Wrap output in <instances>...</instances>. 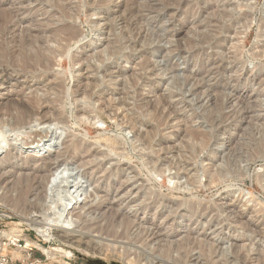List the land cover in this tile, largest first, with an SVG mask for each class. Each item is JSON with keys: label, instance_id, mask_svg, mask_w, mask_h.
<instances>
[{"label": "rangeland", "instance_id": "rangeland-1", "mask_svg": "<svg viewBox=\"0 0 264 264\" xmlns=\"http://www.w3.org/2000/svg\"><path fill=\"white\" fill-rule=\"evenodd\" d=\"M46 2L44 0H0L1 7L18 14L12 21L16 23L11 22L8 24L9 31L15 25L13 33L12 31L8 33V38H15L16 35L21 36L26 29L33 31L38 27L37 24L42 27L45 23L51 22V24L53 23L51 26L54 25L53 27H55L63 23L62 18L60 20L56 13L58 9L55 10L56 6H60V4L67 6V14L70 15V18H65L66 20L64 21L70 25L72 24L71 26L77 29L78 35L68 42L65 53L61 55L58 52L57 55L56 53L53 55V58L55 56V65L52 68L53 71L48 75L22 78L16 74H11L12 78L10 80L5 79L4 83L0 84V99H6V96L10 95L9 93L21 88L22 90L25 89L24 92L27 94H30L35 89L37 94L44 98L50 92L46 97L52 98L55 95L54 91L48 88L53 83L58 82V80L61 81L66 96L63 100L64 103L62 102V105L64 104V113L62 115L66 122L59 124H63V129L59 132L53 145L44 151L47 154L50 153L51 156L47 159L48 156L44 153L42 157V159L44 158L43 163L55 162V153L64 150V145L70 136H76L74 137L75 139L78 138L83 140V142L85 141V144H91L90 147L92 149L105 151L112 158L116 156L113 158V164L117 157L122 155L120 164H128L129 167L133 168L132 171L137 172L138 175L135 177L134 173L129 169H127L128 171L124 169V165L117 164L116 167L126 172L123 179L124 181L127 179L125 184L127 187L124 189V186L123 189H120L114 199L111 195L109 197L112 199L114 209L121 212L124 217L127 218L128 216V221H132L133 223L131 224H135L130 233L134 229L137 231L134 230L135 232L132 234L127 232V234H124L126 238H124L123 234H120L121 232H117V235L110 233H102L100 235V233H97L96 225L91 223L95 215L97 218H94V221L97 222L105 209H101V213L99 210L97 213L92 212L93 214L89 213V215L84 213L88 223H76L79 224L78 226L75 223L72 225L67 224L68 226H66L64 219H61L62 222H59L60 219L58 218L53 221L44 219L39 213L40 210L38 208L40 207L34 206V192L36 190H33L29 194L28 202L23 204V206L22 204L21 206H14L10 202L9 204L7 202L0 205V244L3 238H6L2 233L3 231L7 232L10 230L9 228L19 229V238L25 243L27 242L28 246H32V250L29 251L30 259L29 261L25 260L24 264H95L97 260H105L113 264H136V260H138L137 264H203L204 261L200 257L197 248L183 262L182 259L176 258V261L179 260L181 263L173 262V258L175 259L176 255H178L175 251H172L167 256L170 259H167L164 253L157 251L162 245L173 243L175 245L176 241L187 237L189 232L193 230L191 233L205 243L218 244L215 256L218 255L220 250H223L227 263L239 264L234 261L233 254L227 250L231 242L234 241L245 244V247L249 249L251 261L258 260L263 264L264 152L255 153L253 148L257 142L264 139V0H60L59 2L56 1V6L54 7ZM130 4L132 6L135 5L134 7L138 10V12L133 14L132 18L125 11ZM24 11L27 14H22ZM223 11L227 12L228 15L219 20L221 17L219 15ZM42 23L43 25L41 26ZM12 24L13 26H11ZM223 24L229 27V31L226 32V26L225 30L223 29L224 27L221 28L220 25ZM131 29L132 32L130 34L128 31ZM116 34L126 37L121 40V43L123 42V46L127 45L125 52H130V59L125 60L122 58V60L118 61L113 59L111 53L109 54L113 49L112 45H117L113 41ZM127 37H129L131 43L140 41L139 45L134 47L133 53L129 49L130 44L127 41ZM59 39H56L55 42L54 40H48L46 45L58 51L57 46L61 43ZM204 40L205 43H203ZM140 44L147 45L141 47ZM145 48L149 49L147 55L144 53ZM148 55H151V57ZM257 55L260 57L257 58ZM74 56L81 58L80 62L71 63L70 60ZM101 56L103 58L99 59ZM146 56L152 62L150 64L154 66L152 69H155L154 73H150L151 68H147L144 71L138 66V63ZM193 56H195L194 60L192 59ZM105 57H107V60ZM86 58L89 60H86ZM85 60L91 66H95L93 68H98L99 70H92V68L85 70L84 66L88 63ZM107 64L110 69H113L111 75L112 79L115 80L112 82L113 87L110 86L109 90L95 89L100 95L96 92L99 96L97 95L98 97L91 99L93 102L90 106L93 110L91 115L85 116L86 118L80 117L77 114V110L84 104L85 100L79 93L75 94L73 92L75 85L83 84L85 80L87 81V79L91 78H99L100 81H106L109 76L106 77L103 65ZM117 69H121L124 72L118 74L116 72ZM147 74H153L154 76L150 77L151 80H159L158 83L154 82V84L140 79H138L140 81H138L139 83L136 86L130 83L133 76L135 78L142 76L149 78ZM190 74L191 76L196 74V76L190 78ZM186 75L189 76L190 81L186 79ZM52 77L58 78V80L54 81ZM14 78H18L19 83H15ZM11 85L14 87L11 88ZM126 90L129 93L128 96H125L129 99L124 100L123 97L125 96L122 93ZM168 91L175 96L172 95L170 98ZM137 94L140 95L138 96ZM161 96H168L167 102H169L171 109L165 106L164 112L167 114V119L164 125L160 126L159 129L157 128L158 134L156 132V140L154 139V142H152V149L144 148L143 150L139 144L140 142L136 141L134 130L140 129L138 131L145 132L149 126L155 125V122L151 121L149 117L145 118L147 112L144 108L141 110L137 107L149 100L152 103L156 100L161 104ZM107 101L111 104H108L109 107L106 105ZM133 103L136 106L135 113L139 112V115L143 116L139 118L143 124L140 126L138 124L139 128L136 127L132 130L126 125V118L129 115H133L132 112L134 111L131 112V109L135 108ZM77 104L79 107H77ZM42 105L44 106L40 105L42 110L38 109L40 111L34 114L37 118H41V115L50 117L51 113H53L51 112L52 110L47 109L46 103ZM113 110L116 112V116ZM47 111L49 112L47 113ZM208 112L212 113V115L221 114L223 120L208 114ZM208 115L212 116L211 122ZM186 129L204 134V140H208L205 146L207 148L190 155L185 149L186 144H191L189 137L186 135ZM60 134L61 136H59ZM10 135L8 139L13 136L12 133ZM229 136L232 139L230 141L228 140ZM105 139L106 142L104 141ZM161 141L163 142L162 145L160 144ZM8 142L11 143V140ZM103 144L109 147L103 146ZM161 146H165L167 149L163 151L160 149ZM9 147L7 146L0 154V160L4 158L3 156L7 157V161L0 164L2 169L0 172V178L2 177L0 186L2 189L4 188L1 192L6 190L5 187L10 186L13 179L11 175L15 174L17 176L19 173L16 172L17 169L22 167V171L31 176L33 174L32 169L38 167V164L34 166L25 165L24 157H20L19 152H17L18 155L14 151L12 152L11 146ZM6 152H10V154ZM151 152L157 153L149 154ZM148 156H151L150 159ZM14 158L15 160L19 159L15 161ZM154 158H159L158 161L162 159L165 165L170 163L171 165H169L172 168L163 165L164 168L162 166L163 170L161 172L153 171L151 163ZM62 159V157L58 158V161ZM55 163L54 165L57 166L58 163ZM107 166L109 165L107 164ZM217 170L221 172V176L218 180H215L216 182H210L211 184L209 183L208 185L207 179L209 177L215 176L217 173L220 174ZM188 178H194L196 180L195 183L189 184ZM140 179H145L143 187H141ZM88 184L90 185L88 186L85 183V186L89 193H87L86 198L84 197L81 204L84 205L85 203V211L91 206L94 207L95 205H92V203L97 204L98 198H100L95 193L98 184H94L92 181H89ZM14 189L16 191L11 189L10 191L14 192L8 191L7 194L15 196L18 188ZM150 189L154 193H161L162 199L166 200L167 203L170 202L168 204L165 202L167 205L161 203L158 211L161 210L164 215L174 213L181 216H177L175 220L170 221L172 227L177 229L175 233H170V229L160 231L158 227L154 228L155 224H153L154 220H152L151 215L143 214V211H140V208L146 204V199L149 198ZM233 190H236V192L232 193L231 191ZM142 200L144 202L141 204ZM188 201L200 203L201 206L206 207L213 205L212 208H217L218 214H216L215 210L211 213V216H209L210 214L207 215L208 217L204 215L201 219H196L195 216L189 218L187 214L189 210L186 207L181 206L178 208L177 205H172L174 202ZM232 206L235 208L234 211L237 210V215L239 212L243 214L242 222L251 223L255 226V230L252 228L253 230H249L248 234V230L245 232V229L235 222V216L231 215ZM90 214L94 216L91 217ZM158 220L156 222H162L160 220L163 219L160 218ZM215 220L218 222H215ZM142 223L144 224L143 229V225H140ZM203 223L205 226L202 225ZM208 224H213V229L208 228ZM139 225L143 231H140ZM137 226H139V230ZM148 228V233H152H150L151 238L150 235L147 238V243L150 244L148 247L151 249L150 246L152 245V249L154 247L157 250L154 251L153 249V253L150 250L149 254H145L143 251L145 246L141 238L145 233L144 230ZM233 228L237 230L233 231ZM121 229V227H118L117 231H121ZM61 230H67L68 234L73 238L68 241L63 240L59 235ZM256 230L260 234L257 235ZM160 232L163 233L160 234ZM134 233H138L140 237L133 236L136 235ZM242 233L245 236H241ZM129 236H132L131 238L134 237V239L137 237V240L131 239ZM163 236L166 237L164 238ZM127 237L129 238L127 239ZM191 247L195 246L191 245ZM258 247L261 248L259 249ZM49 250L57 252L56 258L48 256L46 252ZM64 250L70 251L72 255L70 257L61 256ZM0 251L11 259L8 264H22L19 259L26 258V252L15 251L13 247H2ZM172 253L175 256H171L173 258L170 257ZM155 254L156 257H154ZM130 256L132 257V262H129ZM177 257L180 258L179 255ZM218 258L220 259L219 256ZM218 258L216 260H219ZM251 264L253 263L251 262Z\"/></svg>", "mask_w": 264, "mask_h": 264}, {"label": "bare ground", "instance_id": "bare-ground-1", "mask_svg": "<svg viewBox=\"0 0 264 264\" xmlns=\"http://www.w3.org/2000/svg\"><path fill=\"white\" fill-rule=\"evenodd\" d=\"M44 1L45 2L47 1L49 4H51L50 6L54 7V6H56V1L59 2L60 0H44ZM62 3H63V1H62ZM133 4H134V2H133ZM134 6L135 5L132 6V4H130L125 9V11L129 14L130 18L133 17L134 13L138 12L137 8L134 7ZM66 7H65V4L64 5L60 4V6H56L55 10L58 9L56 13L58 14L60 20L62 18V22H63V23L60 22L61 24H59L58 26L53 27L54 25L51 26L53 23L51 24V22H48L46 24L44 22L45 25L42 26L43 25V23H42L41 24L42 27H40L39 24H37L38 27L36 28V26H35V28H36L35 30H33V28H32L33 31L26 29L25 33H23L21 36L20 35H16L15 38H10V37L8 38V36H7L8 33L11 32V31L13 33V31H14L13 29L15 28V25H14V28L12 27L13 29L11 28L12 30L10 29L11 31H9L8 24H10L13 21V18L18 16V14L15 13V12L14 13L10 12L9 10H7V8L5 9L4 7L0 6V84H3L5 79H9L10 80L12 78L11 74H16V75H18L19 77H22V78H35L37 76H46L50 72L53 71L52 68L55 65V63H54L55 56L53 58V55H55V53L57 55L58 52H59L58 54H61V55L63 53H65L66 50H67L68 42H70L71 39H74L78 35V32L76 31L77 29H74V27L71 26L72 24L70 25V24H68V23H66L64 21L67 18H70V15L67 14V8ZM22 14L25 15V14H27V12L24 11ZM220 14L221 15H219V16H221V17L219 18V20L224 18V17H226L228 15V13L224 12V11L221 12ZM245 15H248V14H245ZM49 20H51V19H49ZM221 21H223V20H221ZM12 23H16V22H12ZM218 25H219V23H218ZM11 26H13V24ZM220 26H221V28L224 27L223 28L224 30L227 27L226 28V32L229 31V27L227 25L223 24V25H220ZM128 32L131 34L132 29L129 30ZM124 38H126V37L125 36L123 37L121 34H119V35L116 34L115 40H113L114 43L117 44V45H112L113 49L111 48L112 50H111V52H109V54L111 53V55H113V59H115V60L117 59L119 61L120 59L122 60V58H124L125 60L128 59V58L130 59V55H131V54L129 55L130 52L129 53H127V51L125 52V49H126L127 45L123 46V44H122L123 42L121 43V40H124ZM146 38H148V37H146ZM203 38H204V36H203ZM211 38H209V39H211ZM56 39L57 40L59 39V41H61L59 46H57V48H58L57 50L58 51L53 50V49H51L50 47H48L46 45L48 40H54V42H55ZM146 40H148V39H146ZM127 41L130 44V48H129V46H128V48L130 49L131 52L134 51V49H135L134 47L136 45H139V42H140V41H137L135 43L134 42L131 43L129 37H127ZM62 42H64V43H62ZM141 43H142V41H141ZM203 43H205V40H204ZM124 44H125V42H124ZM143 45H147V44H143ZM143 45L140 44L141 47ZM54 47H56V46H54ZM143 47H145V46H143ZM148 50H149L148 48H145V50H144L145 55H147V53H149ZM259 55H260V53H259ZM107 56H109V55H107ZM148 56L143 58V60H141L140 63H138V66H139V68L141 70L143 69L144 71L147 70V68H151L150 73H154L153 71L155 69L152 70L154 66H152L150 64L152 62H150L148 60V58H147ZM195 56L192 57L193 60H194ZM260 56L257 55V58L260 57ZM149 57H151V55ZM100 58H103V57L101 56V57H99V59ZM106 58L107 57H105V59ZM87 59L88 58H86V60ZM80 60H81V58H77V57L74 56V57L71 58L70 61H71V63H77V62H80ZM86 62H88V61H86ZM103 66L105 67L106 77L109 76V79H106V81H104V80L100 81L99 78L98 79L97 78H95V79H92V78L91 79H87V81L85 80L86 82L84 81L83 84H80V83L76 84L74 89H73V92L75 94L79 93V95L84 97L83 100H85L83 102L84 104L83 103H79V104H83V105L80 106L79 109L77 108L78 109L77 110V114L80 117L81 116L82 117H85V116L88 117V116L91 115V111H93L91 109V107H90L92 105L91 103H93L91 99H93L94 97H96L99 94L97 92V90L95 91V89H99V90H105V89L107 90L108 89L109 90L110 86L113 87V85H112L113 83L112 82L115 81L114 79H112V76H111L112 73H113V69H110L108 64L107 65H103ZM93 67H95V66H93V65L91 66L89 62L84 66L85 70H88V69H91V68H92V70H97L98 69V68H93ZM104 67H103V69H104ZM116 72L118 74H122L124 71L121 70V69H117ZM141 75H143V74H141ZM152 75L153 74H147V76H149V78L152 77ZM190 76H191V74H190ZM195 76H196V74L192 75L190 78H193ZM54 77H52V80L53 79H54V81L58 80V78L55 79ZM188 77L189 76H187V78L186 77L185 78L189 79ZM149 78H147L146 76L136 77L135 78V76H133V78L131 79L130 83L133 86H136L139 83L138 81H140V80H143V81L146 80V81H149V82H152V83H154V82L158 83V81H159V80L154 81L155 79L151 80V78L149 80ZM14 79H15V83H19L18 78H14ZM102 79H104V78H102ZM138 79H140V80H138ZM183 81H185V80H183ZM189 81H190V79H189ZM177 83H178V81H177ZM125 84H124V86H126ZM154 84H152V85H154ZM20 85H22V84H20ZM175 85H176V82H175ZM173 86H171V87H173ZM10 87L12 88L14 86L11 85ZM171 87H169V88L171 89ZM48 89L54 91L55 95L52 93L54 95L53 97L51 96L52 98H50L49 96L46 97L47 95L50 94V92L44 98V97L39 96L37 94V91H35V89L30 94H27V93L24 92L25 89L22 90V88H21L19 90L17 89L13 93H9L10 95L6 96V99H3V100L0 99V154H1V152L3 150H5L7 148V146L8 147L11 146L12 152L14 151V153H16V154H17V152H19V156L20 157H24V159H25L24 164L25 165L29 164V165H33L34 166V165L38 164V167L36 169H32L33 170L32 171L33 174H31V176L27 175L28 173L25 174L24 171H22L23 168L19 167L20 169L16 170V172H19L17 174V176H15V174L11 175V177H13V179L11 180L10 186L8 185L7 187H5L6 190H4L2 192H1V190H3L4 188L2 189V187L0 186V205H2L3 203H7V202L9 204V202H10V204L12 203V204H14V206H16V205L17 206L18 205L21 206V204L23 206V204H26V202H28L29 194L33 190L34 191L36 190L37 192L36 191H35L36 193L34 192V206H37V208L40 207V208H38L40 210L39 213H41V215L44 217V219L53 221V220H56L58 218V219H60L59 222H62L61 219H64L65 222H66L65 223L66 226H68L67 224L72 225L73 223H75V224L76 223L84 224V223H88L86 218H85V216H84V213L89 215V213H92V212H96L97 213L98 210L100 212L101 209H105V210L102 211V213L100 212L101 213V215L99 216L100 219L97 222L94 221L95 220L94 218H97L96 215L95 216L93 215L94 218H93V222L91 224H95L96 225V227L95 226L94 227H95V229H97L96 230V232L98 231L97 233H100V235H102V233H104V234H109L110 233V234H116L117 235V232H121L120 234L124 235V234H127V232H129V234H132L133 232L137 231V230L134 229L135 231L133 230V232L130 233V231H132L131 229L134 228L135 224H131L133 222L132 221L131 222L128 221L129 220L128 216H127V218H128L127 219L126 217L123 216V214L121 212H119L118 210L114 209L113 203H112V199L109 197L111 195L112 198L114 199L118 195L117 194L118 191L120 189H123V187L127 183V179H125V181L123 179V177H125L124 173H126L125 170L116 167L117 164L118 165H124V167H125L124 169H126V170L129 169L131 172L134 173L133 175L135 177L138 175L137 172L132 171L133 168L129 167L128 164L127 165L124 164V163L120 164L121 163L120 159H121L122 155L118 156L120 158L117 157V159L115 160V163L113 164L112 163L114 161L113 158H115L116 156L112 158L105 151H99L98 149H92L90 147L91 144L90 145L89 144H85L86 143L85 141H84L85 142L84 143L83 140H81V139L80 140L78 138L75 139L74 137H76V136H74V137L70 136L71 138L68 137L69 139L64 145V150L62 152L55 153L56 158L55 157L54 158H55V162H57L58 165L55 166L54 165V164H56L55 162H51L49 164L43 163L44 158L42 159V157H43V154L46 153L44 151L48 147H51L53 145V143L56 140L59 132H61V130L63 129L64 122H66L65 118L62 115V113H64L63 112V105L64 104L62 105V102H63L64 98L66 97L65 96V89H64V87L62 85V82L58 80V82L53 83L52 86L50 88H48ZM135 90H137V89H135ZM96 92L98 94H96ZM128 93L129 92L126 90L122 94H124V96L125 95L128 96ZM169 93H170L169 97L171 98V96L174 95V94L172 92H169ZM67 94H68V92H67ZM127 96L123 97L124 100L125 99H129V98H126ZM167 97H164V96L162 97L161 96V98H162L161 104H159V102L156 101V100L154 101V103L150 102V100H149V101H145L144 103H141L139 106L137 105L138 109L142 110L144 108L145 111L147 112L146 113L147 116L145 118L149 117V119L151 121L153 120L155 122V125L149 126L148 129L145 132L138 131L140 129H138L139 127L137 125L139 124V126H140V125L143 124V122L139 119L141 117V115H139V112L135 113V111H134L136 109V106L134 105V103H133V105H134L135 108L133 110L130 108L131 112L132 111H134V112H132L133 115H129L128 114L129 116H127V118H126L127 119L126 120L127 121L126 125H128V127L131 128L132 130L135 129L136 127H138L137 128L138 130H134V132H135L134 134H136L135 137L137 138V139L136 138L135 139H136V141L140 142L139 144L141 145L143 150H144V148L145 149L146 148L152 149L151 146H153L152 142H154L156 132L158 134L157 128L159 129V127L164 125L165 122H166L167 114L164 112L165 106H168V108L171 109V106H170L169 102H167L168 101ZM90 100H91V102H89ZM80 101H82V100H80ZM109 101H107L108 103H106V102H103V103H106V105L108 106V104H110ZM44 103L47 104V107H48L47 109L48 110H52L51 112H53V113H51L50 117H46V116H42L41 115V118H39V117L37 118L34 113L37 114L38 109H40V107L43 106L42 104H44ZM99 103H101V102H99ZM122 103L125 104L124 102H122ZM77 107H79L78 104H77ZM93 107H94V105H93ZM99 109H101V108H99ZM40 110H42V109H40ZM214 111H216V110L214 109ZM48 112L49 111H47V113ZM113 112H114V114L116 116V112L114 110H113ZM210 112H211V110H210ZM217 112H219V111H217ZM142 113H144V112H142ZM142 113H140V114H142ZM208 114H210V113L208 112ZM210 115H212V113ZM47 116H48V114H47ZM212 116H214L216 118L219 117L220 120H223V118H222L223 116L221 114H218V115L214 114ZM212 116L208 115V117H210L209 118L210 122H211ZM80 117H79V119H80ZM206 117H207V115H206ZM61 123H63V124L59 125ZM145 124H146V122H145ZM185 132H186V135L189 137L190 143H191L190 145L186 144L185 145L186 146L185 149H187V151L190 153V155H193L194 153H196L199 150L207 148L205 146L207 145V141L208 140L207 141L204 140V137H205L204 134H202L201 132H197V131H194V130H187V129H186ZM11 133L13 134L14 137L12 136V138L8 139L9 138L8 136ZM59 136H61V134ZM230 139L231 138L229 136L228 140L230 141ZM261 139H263V138H261ZM9 140H11V143L8 142ZM104 141L106 142V139ZM162 143L163 142L161 141L160 144L162 145ZM104 145L106 147H109L106 144H103V146ZM160 149L165 151L167 148L165 146H161ZM253 149H254L255 153H259L260 154L261 152H264V139L260 140V142H257V144L255 145V147ZM153 150H151V151H153ZM10 152H6V153L10 154ZM152 153H157V152H151L149 154H152ZM12 156H10V157H12ZM47 156H48L47 159H49V156H51L50 153H48ZM156 156H157V154H156ZM3 157L4 158L1 157L2 159L0 160V164L3 163V162L5 163V161H7V157L6 158H5V156H3ZM61 157L63 159L61 161H58V158H61ZM148 157L150 159L151 156H148ZM158 157H160V155H158ZM12 159H13V157H12ZM18 159H16V160H18ZM162 159L160 161H158L159 158H156V159L154 158L153 159L154 161L152 160V163L150 162L151 165H152L153 171L161 172L163 170L162 166L165 165V163L162 161ZM14 160H15V158H14ZM8 163H9V161H8ZM68 163H70V164H68ZM107 164L109 166H107ZM166 165H165V167H170L171 164L169 166L168 165L166 166ZM25 167H27V166H25ZM163 168H164V166H163ZM170 168H172V166ZM219 170H217V172H220ZM1 171H2V169L0 170V172ZM125 175H127V174H125ZM220 176H221V172H220V174L217 173V175H215V176L213 175V176H211L209 178L207 177L208 178L207 179V181H208L207 184L209 185L210 182L214 183V181L218 180ZM261 176H263V175H261ZM188 179L190 181L189 184L190 183H195V181H196L194 178H188ZM140 180H141V183H142L141 187H143L144 186L143 183L145 182V179L144 180L140 179ZM89 181H92V183H94V184H98L97 185L98 187L96 188L95 193H97L96 195H98L100 198L97 197L99 199L98 203L97 204L92 203V205H95V206L94 207L91 206L87 210L88 211V213H87V211L84 210V208L86 207L85 203H84V205H81V204H82V200H84V197L86 198L87 193H89L88 192L89 190H87V187L85 186V183H87L88 186L90 185V184H88ZM0 184H1V181H0ZM94 184H91V185H94ZM126 187L127 186H125L124 189ZM14 188H18L17 194L15 196L7 194V192L10 191L11 189L16 191ZM14 191H12V192H14ZM126 191L128 192V190H126ZM126 191H124V192H126ZM231 192L235 193L236 190H233ZM158 193H154L151 190L149 192V194H148L149 198L146 199L147 200V202H145L146 204H144L140 208L141 210L140 209H138V210L143 211V214H150L151 215L152 220H154L153 224H155L154 228L158 227L160 231L164 230V229H165V231H166V229H170V233H175L177 231V229L172 227V223L170 221L175 220L177 218V216H179V217H181V216L180 215H175L174 213H170L168 215L167 214L164 215L161 212V210L158 211V208H159V206H161V203L164 204L166 202V200L162 199V196L160 195L161 193L160 194H158ZM144 196H146V195H144ZM94 200H95V198H94ZM143 200H142L141 204L144 202ZM168 203H170V202H168ZM87 204H90V203H87ZM120 204H121V202H120ZM138 204H139V202H138ZM172 205H175V206L177 205L178 208H180L181 206L186 207L189 210V211L187 210L188 211L187 214H188L189 218L191 216H195L196 219H201V217L202 216L204 217V215L207 216V215L210 214L209 216H211V213L217 209V208L216 209L212 208L213 205H210L209 207H206V206L202 205L203 206L202 207L200 203H196V202H192V201L180 202V203L174 202V204H172ZM26 209H27V207H26ZM38 209H37V211H38ZM231 209H233L231 211V215L233 214L235 216V218H236L235 222H237L238 225H241L240 227L245 229V232H246V230H248L247 232L249 234V230L250 231H252L253 229L255 230V226H253L251 223H249V222H245L244 223V221L242 222V220L244 218L242 213L239 212L238 215H237V212H236L237 210L234 211L235 208H233V206L231 207ZM230 210H229V212H230ZM217 211L218 210H216V214H218ZM219 213H221V212H219ZM183 214H184V212H183ZM221 215H222V213H221ZM90 216H91V214H90ZM93 216H91V217H93ZM160 218L163 219V220H160L162 222H156ZM218 218H219V216H218ZM215 219H217V218H215ZM217 220H215V222ZM220 220H221V218H220ZM224 220H226V219H224ZM249 220H250V217H249ZM222 221H223V219H222ZM215 222H214V224H215ZM201 223H202V220H201ZM206 224H207V221H206ZM76 225L78 226L79 224H76ZM136 225H138V224L136 223ZM140 225H143L142 226V229H143L144 224L142 223ZM202 225L205 226L204 223ZM212 225L213 224H208L207 226H208V228H212L213 227ZM139 226H137L138 230H139V228H138ZM230 226H231V224H230ZM237 226H236V228H237ZM94 227H93V229H94ZM118 227L122 228L121 231H119V230L117 231ZM236 228H233L234 229L233 231H236L237 230ZM9 229H7V230H9L7 232H5V231L2 232L4 236L7 237V236L15 235V236L18 237V234L20 232L19 229H14V228L13 229L9 228ZM157 229H156V231H157ZM148 230H149V228L144 230V232H145V233L143 232L144 234L142 233L144 237L141 235L142 236L141 239L143 240L144 246H145V247L143 246L145 248V249H143L145 254H149L150 250L152 252V250L154 249V247L152 249V245L150 246L151 249L148 247V245H150V244L147 243L148 242L147 238L149 237V235L151 233L150 231H149L150 233H148ZM189 230H192V229H189ZM140 231H143V230H141V226H140ZM191 232H189L187 237L181 238L178 241H176L175 245H173L174 243L173 244H168L167 243L168 245H162V246H160L158 248V250L154 249V251L157 250L159 252L164 253L166 255L167 259H170L167 256H169V254L172 251H175L176 254H178L180 256V258L177 257L178 255H176V257H175L173 255V253H172V255H170V257L171 256L175 257V259L173 257H171V258H173V262L176 261V258H178L179 260L182 259V262H183L191 255L192 251L197 248L199 250L200 257H202V259L204 261L203 264L204 263L205 264H231V263H227L226 262V260H225L226 255H225L223 250H220L218 255L215 256V252H216V248H217L218 244L205 243L204 241L198 239L197 236L195 237L194 234L191 233ZM138 233L137 234L134 233L136 235H133V236H139L140 237V235H139L140 233L139 234ZM162 233L163 232H160V234H162ZM229 233H231V232H229ZM240 233H241V231H240ZM256 233H257V235L260 234V233H258V231ZM156 234H157V232H156ZM232 234H230V235H232ZM59 235H60V238H63V240H65V241L71 240L73 238L72 236H70L68 234L67 230L66 231L61 230ZM166 235H168V234L166 233ZM242 235H244V234L242 233L241 236ZM125 236L126 235H124V238H126ZM262 236H264V235H262ZM113 237H114V235H113ZM121 237H122V235H121ZM129 237H127V239ZM231 237H234V236H231ZM150 238H151V235H150ZM131 239H134V237L131 238ZM246 239H247V236H246ZM254 239H255V237H254ZM134 240H137V237ZM253 244H255V243H253ZM191 245H193L195 247H191ZM227 250H229L233 254L234 258L233 257L232 258L234 259V261H237L239 264H251V262L253 264H262L258 260L251 261L252 259L249 258V249H247L245 247L244 243H241V242L238 243V242H234L233 241V242H231V245L229 246V248ZM122 251H124V250H122ZM0 252H2V251H0ZM46 253L48 254V256L50 258H56L57 252H53V251L49 250ZM164 254H163V256H164ZM71 255H72V253L70 251L64 250V253L61 256L70 257ZM163 256H161V257H163ZM218 256L220 257V259L218 258ZM146 257H148V256H146ZM154 257H156V254H155ZM134 258H136V257H134ZM163 258H165V257H163ZM216 258H218L219 260H216ZM131 259H132V257L129 259L130 260L129 262H132ZM262 259H263V257H262ZM179 260L176 261V262H179ZM102 261L105 264H112V263L107 262L105 260H102ZM136 261L138 262V260H136ZM137 262H136V264H137ZM179 263H181V262H179Z\"/></svg>", "mask_w": 264, "mask_h": 264}, {"label": "built area", "instance_id": "built-area-1", "mask_svg": "<svg viewBox=\"0 0 264 264\" xmlns=\"http://www.w3.org/2000/svg\"><path fill=\"white\" fill-rule=\"evenodd\" d=\"M4 240V241H3ZM1 244H0V249H2V247H13L15 249V251H22V252H26V258L25 259H19V262L24 264L25 260L29 261L30 259V253L29 251L32 250V246H28L27 242L25 243L23 240H21V238H19V236H8L6 238H3ZM9 262H11V259L6 256L5 254H3L2 252H0V264H8Z\"/></svg>", "mask_w": 264, "mask_h": 264}, {"label": "water", "instance_id": "water-1", "mask_svg": "<svg viewBox=\"0 0 264 264\" xmlns=\"http://www.w3.org/2000/svg\"><path fill=\"white\" fill-rule=\"evenodd\" d=\"M95 264H105L103 261H101V260H97L96 262H95ZM113 264V263H112Z\"/></svg>", "mask_w": 264, "mask_h": 264}]
</instances>
